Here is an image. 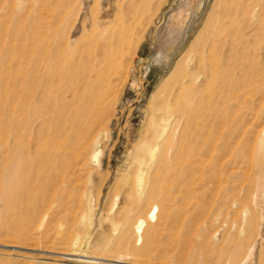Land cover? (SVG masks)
<instances>
[{
	"label": "bare ground",
	"instance_id": "obj_1",
	"mask_svg": "<svg viewBox=\"0 0 264 264\" xmlns=\"http://www.w3.org/2000/svg\"><path fill=\"white\" fill-rule=\"evenodd\" d=\"M256 1H217L215 13L173 65L167 83L163 82L165 89L156 91L149 125L135 147L129 174L122 178L118 199H114L119 203L98 217V229L94 227L97 198L91 195L96 185H92L91 170L101 165L100 139L91 138L94 148L84 160L81 155L82 162L80 149L89 147L85 141L97 127L82 123L88 120L86 111L91 115L103 104L110 76L114 79L113 74L121 69L119 56L139 15L137 4L128 0L124 7L116 6L110 20L92 21L93 34L84 36L87 39L76 56V50L74 55L70 53L73 41L66 37L51 49L45 44L48 50L40 48L44 54L38 51L35 59L30 58L26 50L30 46L25 43L30 59L27 54L19 56L12 66L11 61L7 68L4 64L0 73V216L10 222L12 234H30L37 223L44 222L45 229L37 237L49 243L39 251L43 259L52 256L55 261L75 264H120L131 250V264H137L139 257L157 248L161 230L154 228L161 220L158 208L190 232L205 213L207 188L219 190L225 183L232 192L228 198L232 206L258 197L264 184V157L254 160L258 143L247 148L244 126L241 131V126L228 123V114L240 113L242 98L254 94L264 79V0ZM181 6L188 23L194 16L191 6ZM44 28L45 43H50L53 29ZM42 41L31 47L37 49ZM70 45V55H65ZM173 50L164 48L157 55L169 62ZM259 132L264 134V126ZM84 171L87 179L83 183ZM151 203L154 205L147 210ZM242 207L228 220L229 228L238 225L241 232L251 229L255 217L253 208ZM149 228L152 230L142 236ZM164 228L170 230L167 223Z\"/></svg>",
	"mask_w": 264,
	"mask_h": 264
},
{
	"label": "rangeland",
	"instance_id": "obj_2",
	"mask_svg": "<svg viewBox=\"0 0 264 264\" xmlns=\"http://www.w3.org/2000/svg\"><path fill=\"white\" fill-rule=\"evenodd\" d=\"M127 1L0 0V73L4 67L7 68L10 64L12 66L15 58L27 54L28 60L30 58L35 59L39 55L38 51L44 54L40 48L44 51L48 50L46 49L48 46L45 44H49V48L51 49L55 42L61 41L65 37L68 41L72 40L75 47L72 48L70 45L64 54H69L71 47L72 51L70 53L73 54L76 50L75 55L73 54L76 56V53L80 52L85 39L93 34L90 28L91 22L99 19L110 20L116 6L124 7L122 5L126 4ZM136 1L138 2V0H132V2L137 4V13L139 15L136 13L138 17L135 15L137 18L133 20L128 44L119 56L121 69L116 73L117 75L113 74V77L117 79H112V76H110L111 80L109 79V81L112 84L109 82V89L104 95L103 104L98 105L91 115L86 111L84 118L88 119V122L82 123L83 125H97L93 133L88 136L89 140L87 139L88 137L85 138L88 140L85 141V145L89 143V147L84 146V149H80L81 154L79 153V158L82 162L88 155L90 156L91 149L94 148L91 138L94 136L95 138L93 137V139H98L97 141L100 139L98 148L100 150L101 165L99 168L91 170L93 175L92 185L94 186L96 183L100 187L95 185L94 189L91 190L93 199L97 198V201H95L97 204L95 228L98 227V219L109 213L111 208V210H114L113 206L116 207L114 203H119V201L114 199H118L116 195L121 190L122 178H125L129 174L130 165L133 162L135 154V147L140 138L145 134L147 125H149V119L156 101V93L165 89L166 84L163 82L169 79L168 75L173 65L185 51L190 41L203 27L208 17L215 13L217 10L216 5L221 0H139V3ZM256 2L260 3L262 0H257ZM182 3L189 7L191 6L190 8L194 15L188 23V14H184L181 6ZM46 23H48V26H46ZM49 25L54 27L51 28ZM110 26H112V23H110ZM185 26H187L186 32L181 38L179 45L176 46L179 34ZM44 27L53 29L50 31V34L53 32L51 34L52 37H49V32V35L47 34L51 38L49 39L51 44L49 42L45 43L47 37L44 38V30H46ZM83 28L85 29L84 35L80 37ZM36 32L39 34H36ZM35 34L36 38L41 37L36 39L32 36ZM33 37L35 38V42H32ZM36 40L42 41L41 45L44 46L39 45L36 49L34 45L35 47L33 48L36 50L33 53L31 52V46H33L32 43L37 44ZM21 42L23 43L20 44ZM25 43L27 47L29 45L31 48L23 47ZM20 46L27 53H23L22 51L21 54H18L20 53L18 50H21L19 49ZM164 48H174L169 62H166L163 56L157 55ZM24 49H29L31 57L28 56V51ZM77 49L79 50L77 51ZM62 57L63 61L66 62L65 56ZM4 64L5 66L3 67ZM260 82L259 90L257 89L254 94L253 92L247 94L243 97L245 99L242 98L243 102L241 106L243 107H241V111L238 113L241 114V117L236 112L234 113V111L230 115L228 114V118L230 119L228 123L232 122V125L241 126L239 129L241 131L244 130L243 142L247 148H252L255 143H258L257 150H254L253 154L254 160H257L261 156L264 157V134H260L259 132L264 126V79ZM1 114L0 107V120L3 119V115ZM231 116H235L234 118L237 121L233 120L234 118L232 119ZM53 117L52 115L51 118L53 119ZM239 118L240 120H238ZM54 119L56 120V118ZM92 120L94 121L92 122ZM238 121H240V124ZM57 123L56 125H59ZM242 125L245 128L243 130ZM250 129H252L251 133ZM256 139L258 140L257 142ZM246 141L248 142L246 143ZM83 150L88 151V153H84L85 151L83 152ZM81 155L83 157L85 155V157L83 158ZM86 172H83L84 178H82L81 182L86 181ZM226 173H228V170ZM98 181L102 182L99 183ZM97 190L100 192L99 194ZM228 193L229 191L226 190L225 183L222 184L219 190L206 189V195H204V198H206L204 200L205 213L198 217L194 224V229L190 232H186L184 226L174 220V218H171V215L168 216L165 211H161L158 208L157 214L161 216V220L156 225L158 227L155 226L154 228L161 230L156 238L157 248L149 252L151 254L148 253L146 256L139 257L140 262L137 264H264V184L258 197L247 198L250 201L244 200L246 203L244 204L253 208L255 213L253 214L255 217L253 216L252 227L248 231L241 232L238 225L229 228V221L234 218L235 214L237 216V213L241 210L239 208L242 206L246 207L245 205L236 206V204L232 206L229 203L230 199H228L230 195L232 196V192ZM151 204L147 206V210L154 205ZM230 210L234 211V214ZM0 217V264H75L55 261L52 256H49V259L40 257L39 251H42L43 247L49 245V243H42L37 238L38 234L45 229L44 222L35 225L33 234L18 236L12 234L10 222L6 223V219L4 220L2 216ZM165 223L168 224L170 230L164 228ZM150 230L152 229H144L141 235L149 233ZM248 232L252 234L250 235ZM135 233L133 232L134 235H132L137 238L138 234ZM10 243H12L13 247ZM134 245L136 244L134 243ZM6 246H9V248ZM126 253L128 255L124 256V262L120 264L133 263L134 258L131 256V250ZM98 254L101 255L100 253ZM118 256L122 257L123 255L118 254ZM128 259L130 260L128 261ZM235 260L237 263L234 262Z\"/></svg>",
	"mask_w": 264,
	"mask_h": 264
}]
</instances>
